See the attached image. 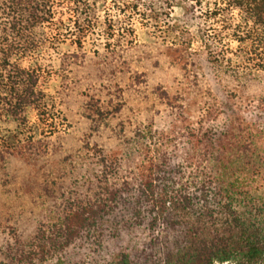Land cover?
<instances>
[{
    "label": "rangeland",
    "instance_id": "374dc122",
    "mask_svg": "<svg viewBox=\"0 0 264 264\" xmlns=\"http://www.w3.org/2000/svg\"><path fill=\"white\" fill-rule=\"evenodd\" d=\"M200 1L158 12L145 5L121 16L105 0L87 30L76 23L70 0L56 1L42 46L17 59L37 74L45 108H28L24 124L0 115V149L17 145L24 153L0 157V224L6 230L21 215L42 219L55 209L43 201L85 197L103 170L110 182L132 177L158 146L183 162L200 121L226 126L227 104L248 119L242 128L258 133L264 73L249 45L233 36L241 35L235 32L244 26L241 15H214L223 5ZM38 183L49 190L43 198ZM127 231L123 247L150 237L143 228ZM117 242H108L101 259L120 250ZM162 247L155 254L163 255ZM75 253L74 259L85 254Z\"/></svg>",
    "mask_w": 264,
    "mask_h": 264
},
{
    "label": "trees",
    "instance_id": "16d2710c",
    "mask_svg": "<svg viewBox=\"0 0 264 264\" xmlns=\"http://www.w3.org/2000/svg\"><path fill=\"white\" fill-rule=\"evenodd\" d=\"M56 1L0 0V115L19 124L26 123L28 108H45L46 96L38 90L37 74L17 59L42 46ZM112 1L121 16L145 5L153 12L189 1L201 5L200 0ZM104 2L70 0L80 30L96 21ZM214 4L223 5L214 15L240 13L244 26L238 24L235 32L241 35L233 36L249 45L264 73V0ZM261 103L258 115L264 114V97ZM223 114V128L199 122L183 162L158 146L132 177L110 182L103 170L85 197L43 201L42 206L55 205L44 218L21 215L9 230L0 224V264H264V123L258 133L245 130L248 119H241L233 104ZM15 153H23L17 145L0 149L2 160ZM34 188L38 198L49 194L46 183ZM135 227L150 237L123 247L124 233ZM109 241H118L120 250L103 260ZM160 246L163 255L155 254ZM75 251H84L83 259H74Z\"/></svg>",
    "mask_w": 264,
    "mask_h": 264
}]
</instances>
